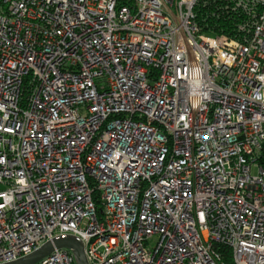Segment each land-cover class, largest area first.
Wrapping results in <instances>:
<instances>
[{"label":"built area","instance_id":"obj_1","mask_svg":"<svg viewBox=\"0 0 264 264\" xmlns=\"http://www.w3.org/2000/svg\"><path fill=\"white\" fill-rule=\"evenodd\" d=\"M0 185V264H264V0H0Z\"/></svg>","mask_w":264,"mask_h":264},{"label":"water","instance_id":"obj_2","mask_svg":"<svg viewBox=\"0 0 264 264\" xmlns=\"http://www.w3.org/2000/svg\"><path fill=\"white\" fill-rule=\"evenodd\" d=\"M56 250L70 251L74 256L76 264H89L85 255L84 244L73 237L61 238L49 242L33 254L7 264H38Z\"/></svg>","mask_w":264,"mask_h":264},{"label":"trees","instance_id":"obj_3","mask_svg":"<svg viewBox=\"0 0 264 264\" xmlns=\"http://www.w3.org/2000/svg\"><path fill=\"white\" fill-rule=\"evenodd\" d=\"M215 25H217V28H220V29H226L228 26V22L226 20H223L221 19L220 21L214 23ZM218 250L220 251V253H222L225 261L228 263V264H234L233 263V259H232V253L231 251L226 248V247H218Z\"/></svg>","mask_w":264,"mask_h":264},{"label":"rangeland","instance_id":"obj_4","mask_svg":"<svg viewBox=\"0 0 264 264\" xmlns=\"http://www.w3.org/2000/svg\"><path fill=\"white\" fill-rule=\"evenodd\" d=\"M4 190H5V187H3V186L0 185V192H2Z\"/></svg>","mask_w":264,"mask_h":264}]
</instances>
